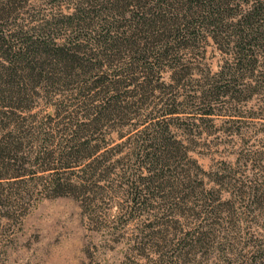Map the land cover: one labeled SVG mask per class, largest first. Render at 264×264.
I'll return each instance as SVG.
<instances>
[{"label":"trees","instance_id":"1","mask_svg":"<svg viewBox=\"0 0 264 264\" xmlns=\"http://www.w3.org/2000/svg\"><path fill=\"white\" fill-rule=\"evenodd\" d=\"M26 1L0 0V21L8 20L0 23V106L8 108L0 115L30 110L36 98L49 103L37 125L48 127L39 159L82 172L77 181L56 174L45 189L91 205L103 196L101 181L112 184L114 169L131 167L122 182L128 217L151 216L136 240L138 257L147 250L157 256L154 264L211 254L217 264H264V151L204 171L169 130L171 116L128 117L157 91L171 93L165 114L178 113L173 88L192 75L188 56L203 55V42L230 59L189 101L211 105L229 84L257 82L264 73V0H47L43 14L27 11ZM162 71L170 73L166 84ZM33 127L32 116H0V165L27 163L23 148L39 138ZM112 131L121 141L108 148ZM116 147L114 157L108 152ZM171 236L175 247L166 253Z\"/></svg>","mask_w":264,"mask_h":264},{"label":"rangeland","instance_id":"2","mask_svg":"<svg viewBox=\"0 0 264 264\" xmlns=\"http://www.w3.org/2000/svg\"><path fill=\"white\" fill-rule=\"evenodd\" d=\"M47 3V0H27L26 10L32 14L47 13L50 11ZM21 16H26V13ZM0 23L6 26L8 20ZM200 46L204 49L203 55L188 56L187 64L193 67L192 75L187 77L188 81L183 86L173 88L176 101L182 103L174 107L178 113L165 114L164 98L170 97L171 93L159 94L157 91L149 106L139 109L135 116H128L132 118L129 122L143 120L145 116L159 120L171 116L173 125L169 130L181 136L189 149L188 155L202 170L213 169L224 161L234 164L238 156L240 165L244 156L264 151V73L260 77L257 75V82L229 84L228 94L214 97L211 105H203L198 99L189 101L209 89L206 83L208 76L217 72L223 61L230 59L221 54L212 42H203ZM169 75L168 71L161 73L165 84L169 82ZM217 90L225 88L221 86ZM33 102V107L25 112L11 113L10 108L8 113L0 115L5 119L7 116H32L33 129L39 137L34 138L31 147L23 148L27 163L0 165V264H154L157 261L154 253L146 250L147 257H138L137 252L140 251L136 249V240L144 235L142 226L151 216L128 217L124 206L128 194L126 184L122 183L123 175H128L131 167L120 165L114 169L108 178L112 184L101 181L103 196L91 205L76 195L54 196L45 189L48 180L55 178L56 174L77 181L82 172L71 164L63 167L57 162L44 165L40 161L39 145L44 143L41 139L48 127L39 128L37 125L51 107L41 99L36 98ZM5 109L8 108L0 106V111ZM56 121L53 119L51 124ZM127 127H123L121 132ZM3 132L0 129V137ZM108 133L112 138L108 145L111 148L121 140L116 138L114 131ZM47 148L54 149L53 145ZM118 150L116 147L108 153L117 157L120 155L116 152ZM47 165L50 169L43 170ZM167 243L163 251L170 253L175 247L174 238L171 236ZM192 258L194 260L189 264H217L214 254L207 259Z\"/></svg>","mask_w":264,"mask_h":264}]
</instances>
